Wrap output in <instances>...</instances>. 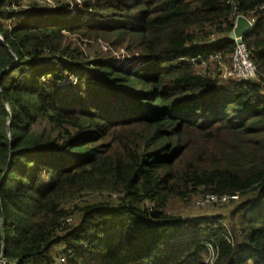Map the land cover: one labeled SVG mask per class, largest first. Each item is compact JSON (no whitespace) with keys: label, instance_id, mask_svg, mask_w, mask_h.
I'll return each instance as SVG.
<instances>
[{"label":"trees","instance_id":"1","mask_svg":"<svg viewBox=\"0 0 264 264\" xmlns=\"http://www.w3.org/2000/svg\"><path fill=\"white\" fill-rule=\"evenodd\" d=\"M13 1L0 0V264H264V0H88L73 15ZM238 15L255 22L242 43L257 79L221 82L208 57L231 55ZM73 34L142 60L89 61ZM199 194L237 197L231 232L168 212Z\"/></svg>","mask_w":264,"mask_h":264},{"label":"rangeland","instance_id":"2","mask_svg":"<svg viewBox=\"0 0 264 264\" xmlns=\"http://www.w3.org/2000/svg\"><path fill=\"white\" fill-rule=\"evenodd\" d=\"M37 3H40L43 5V0H33ZM66 2L67 4L71 5V0H62ZM86 1L88 0H80V3L85 5ZM16 1L14 0L13 3ZM23 6H18L17 4H13L12 9L14 11L21 9L27 3L24 1ZM16 19V18H15ZM81 21L86 20V17L82 16ZM14 20V18H13ZM252 20V19H249ZM8 21V20H7ZM12 20H9L7 23L10 24ZM7 24V25H8ZM66 34V33H65ZM116 41L115 37H111L107 39H104L103 37H90V38H80L79 35L73 34L69 36V39L67 38V43L71 44L79 48L83 52V56L85 59L89 61H95L97 58H103L106 59V61L114 62L117 64V66L123 67V68H129V67H134L137 68L138 64H140L139 61L142 60L140 58L138 51L137 50H132L133 53L129 52L128 50L125 49V45H114V42ZM129 40V38L127 39ZM221 63L222 65H225L228 63V56L221 57ZM138 61V62H137ZM131 62V63H130ZM138 63V64H137ZM205 66V65H202ZM209 70L212 72L214 71V76L219 79V73L217 71L218 67H215L214 64L210 63V66H208ZM223 82L222 80H220ZM77 82V78L74 77L73 75L69 76L67 80H64L61 83V86L67 87V86H75ZM227 83V82H226ZM34 129L36 130H47L48 127L42 124H37L34 126ZM72 132V131H71ZM54 134V135H53ZM56 133H52V136H55ZM206 195L199 194L198 196L193 197L187 202H180V201H175L171 203L170 209L168 212L174 216L180 217L182 220L186 221H195V220H201V219H206V218H211V217H220L221 224L223 226V229L227 230L228 232H231V219H230V213L234 210L236 203V200H230L228 202H225L223 204H206L205 206H198L196 202L200 199H203ZM96 196H89L86 197L85 199L88 200H93ZM69 210H71V205L68 207ZM204 235V232L202 233ZM189 238V236H187ZM60 250L59 248H56L54 253L57 254L58 251ZM59 258V263L64 264L66 263V258ZM63 260V261H61ZM58 262V261H57ZM206 262H209L207 260Z\"/></svg>","mask_w":264,"mask_h":264},{"label":"built area","instance_id":"3","mask_svg":"<svg viewBox=\"0 0 264 264\" xmlns=\"http://www.w3.org/2000/svg\"><path fill=\"white\" fill-rule=\"evenodd\" d=\"M71 14H76L78 9L81 8L82 4L80 0H71ZM43 2L54 8L55 0H43ZM239 16V15H238ZM237 16V17H238ZM236 17V18H237ZM236 21V19H235ZM254 21V20H251ZM234 48L230 56H228V63L222 65L221 54H210L209 61L216 63L215 67H218L217 71L219 73V79L223 82H239V81H254L257 79L256 67L253 61L250 58L249 52L243 43L236 44L234 42ZM230 200H237L236 196H221L217 197L214 195H206L203 199H200L196 202L198 206H205L206 204H223ZM67 223H70L71 220L67 219ZM63 261V260H61Z\"/></svg>","mask_w":264,"mask_h":264},{"label":"water","instance_id":"4","mask_svg":"<svg viewBox=\"0 0 264 264\" xmlns=\"http://www.w3.org/2000/svg\"><path fill=\"white\" fill-rule=\"evenodd\" d=\"M255 26V22L251 21L244 16L239 15L236 18L233 30L226 37L227 41L235 42L236 44L242 43V38L251 32Z\"/></svg>","mask_w":264,"mask_h":264}]
</instances>
